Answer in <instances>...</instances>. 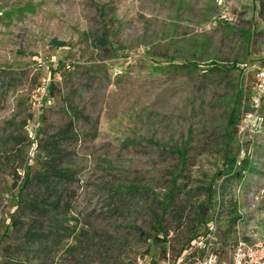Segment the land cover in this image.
Here are the masks:
<instances>
[{
	"label": "rangeland",
	"instance_id": "obj_1",
	"mask_svg": "<svg viewBox=\"0 0 264 264\" xmlns=\"http://www.w3.org/2000/svg\"><path fill=\"white\" fill-rule=\"evenodd\" d=\"M209 227L264 241V0H0V264H187Z\"/></svg>",
	"mask_w": 264,
	"mask_h": 264
},
{
	"label": "trees",
	"instance_id": "obj_2",
	"mask_svg": "<svg viewBox=\"0 0 264 264\" xmlns=\"http://www.w3.org/2000/svg\"><path fill=\"white\" fill-rule=\"evenodd\" d=\"M98 42L99 44H101L102 40L101 39H98ZM50 44L55 46V47H61V46H64L65 43L64 42H59L55 39H51L50 40ZM232 116V118L230 117V119L228 120V125H230L232 122L234 123L235 122V118H236V114L235 115H230ZM47 153V152H46ZM54 154L55 152L53 153L52 150L50 149L48 151V155H50V159L49 161H47V164H46V167L45 169L43 170V172H41L39 174V179H40V182H42V184L44 185L45 187V190L46 191H52L58 184L62 183V182H70L73 180V174L69 171V169L67 168H62L60 167L56 161H55V157H54ZM179 155H181L179 152H178ZM180 157V156H179ZM245 164V162H244ZM248 163H246L243 167H241L240 169H236L235 171H230L229 173H225V174H220L219 176L221 175H225L227 178L228 177H233V178H241L243 176V174L246 172V169L248 167L247 165ZM225 182H226V179L224 180V182L222 183V188L225 187ZM52 196H50V202H52L50 205L51 206H59L60 204V197H53V199H51ZM52 200V201H51ZM49 201L46 200V197H34L32 199H30L28 202H25V206L29 207V208H35L36 210L38 211H41L43 209L42 206H43V203H47ZM167 206L168 204L166 203H162V207H161V214L160 216L157 215L154 222H155V236H154V239L156 240V243H159V242H163V239L168 235V231H167V228L164 227L163 225V216H164V213L166 212L167 210ZM233 211L236 212V205L233 204ZM34 223V221H33ZM32 229V230H31ZM26 235L28 237H30L32 239L33 236H42L43 238H46L47 235H45L43 233V230L40 229V231H35V228L34 227H31L27 230V233ZM197 236V235H195ZM191 239H189L185 245V248L183 249L182 251V255H180L179 257V261H182L184 263H187V264H190V259L192 257H194V252L193 253H189V241ZM227 246V245H226ZM10 264H22L20 262H13V263H10Z\"/></svg>",
	"mask_w": 264,
	"mask_h": 264
},
{
	"label": "built area",
	"instance_id": "obj_3",
	"mask_svg": "<svg viewBox=\"0 0 264 264\" xmlns=\"http://www.w3.org/2000/svg\"><path fill=\"white\" fill-rule=\"evenodd\" d=\"M33 110L40 113L45 103L44 93H33ZM29 130L33 124H28ZM189 253L194 252L190 264H264V241L245 242L242 240L229 243L228 260H221L220 241L216 238V230L209 227L207 232L194 238L188 247Z\"/></svg>",
	"mask_w": 264,
	"mask_h": 264
}]
</instances>
